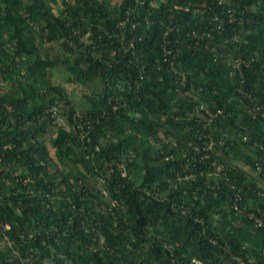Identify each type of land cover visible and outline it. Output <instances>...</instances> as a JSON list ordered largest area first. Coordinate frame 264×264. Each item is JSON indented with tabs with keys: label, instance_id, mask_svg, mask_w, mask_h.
Wrapping results in <instances>:
<instances>
[{
	"label": "trees",
	"instance_id": "1",
	"mask_svg": "<svg viewBox=\"0 0 264 264\" xmlns=\"http://www.w3.org/2000/svg\"><path fill=\"white\" fill-rule=\"evenodd\" d=\"M0 81V264H264V0H0Z\"/></svg>",
	"mask_w": 264,
	"mask_h": 264
},
{
	"label": "rangeland",
	"instance_id": "2",
	"mask_svg": "<svg viewBox=\"0 0 264 264\" xmlns=\"http://www.w3.org/2000/svg\"><path fill=\"white\" fill-rule=\"evenodd\" d=\"M68 75H69V70L67 69L66 66L61 64L54 71V75H53L54 81L55 82H62L63 84H65L68 87L70 94H71L72 98L74 99V102L77 105L78 109L82 110V106L84 103L82 100V97H83L82 94H83V89L85 88V85L83 83H80L77 81H74V82L69 81L67 78ZM0 88H2V89L6 88L5 83L2 81H0ZM60 121L63 122L62 119ZM51 135H55V132H50V133L48 132L46 134L47 141H49ZM51 152H52V154H54V152H55V147L52 145H51ZM90 181L92 183L96 182L94 180V178H92V177H90Z\"/></svg>",
	"mask_w": 264,
	"mask_h": 264
},
{
	"label": "built area",
	"instance_id": "3",
	"mask_svg": "<svg viewBox=\"0 0 264 264\" xmlns=\"http://www.w3.org/2000/svg\"><path fill=\"white\" fill-rule=\"evenodd\" d=\"M238 64L240 65V63L238 62ZM261 147L264 149V141L261 143ZM8 242L11 244L10 240H8ZM25 264H30V260L29 258L25 259Z\"/></svg>",
	"mask_w": 264,
	"mask_h": 264
}]
</instances>
